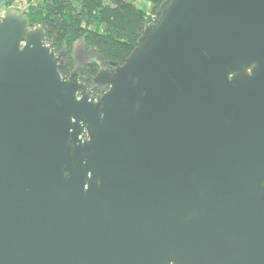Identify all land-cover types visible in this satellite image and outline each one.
Instances as JSON below:
<instances>
[{
    "label": "water",
    "instance_id": "obj_1",
    "mask_svg": "<svg viewBox=\"0 0 264 264\" xmlns=\"http://www.w3.org/2000/svg\"><path fill=\"white\" fill-rule=\"evenodd\" d=\"M31 24L0 18V264H264V0H168L98 98Z\"/></svg>",
    "mask_w": 264,
    "mask_h": 264
},
{
    "label": "trees",
    "instance_id": "obj_2",
    "mask_svg": "<svg viewBox=\"0 0 264 264\" xmlns=\"http://www.w3.org/2000/svg\"><path fill=\"white\" fill-rule=\"evenodd\" d=\"M25 1L31 26H44L48 44L62 54V76H70L76 71L74 50L80 40L97 52L107 69L123 65L168 0H144L151 5V14L137 7L136 0H45L39 5ZM101 70L102 65L96 61L79 70L80 81L96 98L107 90L94 84Z\"/></svg>",
    "mask_w": 264,
    "mask_h": 264
},
{
    "label": "rangeland",
    "instance_id": "obj_3",
    "mask_svg": "<svg viewBox=\"0 0 264 264\" xmlns=\"http://www.w3.org/2000/svg\"><path fill=\"white\" fill-rule=\"evenodd\" d=\"M127 1H130V0H127ZM16 2L20 4V5L18 4L19 6H21V8L16 9L17 11L23 12V11L27 10V4L25 6L24 4H21L20 1H16ZM135 5L139 8L145 9L147 12H150V14H151V5L149 3H147L146 1L136 0ZM22 6H23V8H22ZM151 17H152V15L150 16V18ZM74 53H75L74 54L75 58L77 56V58H76L77 59L76 60L77 65L76 66H78L80 68H82L84 66V64L91 62V61H96L99 64H101L102 66L104 64L101 57L97 54V52L95 50L89 49L85 45V42L83 40H80L76 43Z\"/></svg>",
    "mask_w": 264,
    "mask_h": 264
},
{
    "label": "crops",
    "instance_id": "obj_4",
    "mask_svg": "<svg viewBox=\"0 0 264 264\" xmlns=\"http://www.w3.org/2000/svg\"><path fill=\"white\" fill-rule=\"evenodd\" d=\"M16 1H19V0H0V18L3 17L10 9L16 10V9L21 8V6H19L20 4L17 3ZM44 1L45 0H33V4L39 5V4H42ZM21 4H22V2H21ZM23 4L25 6L27 4V6H28L27 2H25ZM22 8H23V6H22Z\"/></svg>",
    "mask_w": 264,
    "mask_h": 264
},
{
    "label": "flooded vegetation",
    "instance_id": "obj_5",
    "mask_svg": "<svg viewBox=\"0 0 264 264\" xmlns=\"http://www.w3.org/2000/svg\"><path fill=\"white\" fill-rule=\"evenodd\" d=\"M74 54H75V53H74ZM76 58H77V56H76ZM76 60H77V59H76ZM84 65H85V64H84ZM83 67H84V66H83ZM83 67H82V68H83ZM82 68L76 66V70H77V69H78V70H81ZM102 69H107V67H106L105 64H103Z\"/></svg>",
    "mask_w": 264,
    "mask_h": 264
},
{
    "label": "built area",
    "instance_id": "obj_6",
    "mask_svg": "<svg viewBox=\"0 0 264 264\" xmlns=\"http://www.w3.org/2000/svg\"><path fill=\"white\" fill-rule=\"evenodd\" d=\"M19 1L22 2V4L25 3V0H19Z\"/></svg>",
    "mask_w": 264,
    "mask_h": 264
}]
</instances>
